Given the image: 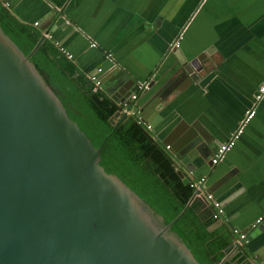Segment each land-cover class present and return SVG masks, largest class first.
I'll return each mask as SVG.
<instances>
[{"label": "crops", "instance_id": "crops-1", "mask_svg": "<svg viewBox=\"0 0 264 264\" xmlns=\"http://www.w3.org/2000/svg\"><path fill=\"white\" fill-rule=\"evenodd\" d=\"M9 2L20 21L33 26L39 22L41 26L35 27L43 35H53L87 77L101 69L103 79L120 67L140 85L157 75L161 81L170 78L174 82L179 56L189 61L201 58L200 79L173 87L166 101L155 108V126L150 133L163 147L168 134L179 127L173 146L193 139V154L198 158L195 168H186L188 158L178 169L190 179L205 176L206 190L221 202L228 222L214 220L210 230L227 224L242 234L248 231L244 246L232 254L244 250L246 264L254 262L259 249L264 255V100L234 148L219 164L211 162L217 147L228 141L254 104L264 80V0ZM176 43L180 51L172 46ZM153 92L139 96L137 90L136 102L145 104ZM123 105L118 104L121 115L125 113ZM129 117L137 120L138 114ZM199 214L211 220L213 209L199 203ZM260 227L259 236H250ZM234 237L233 244L240 240L236 234Z\"/></svg>", "mask_w": 264, "mask_h": 264}, {"label": "water", "instance_id": "water-1", "mask_svg": "<svg viewBox=\"0 0 264 264\" xmlns=\"http://www.w3.org/2000/svg\"><path fill=\"white\" fill-rule=\"evenodd\" d=\"M45 39L43 35L26 56L0 28V264H200L170 233L176 220L163 226L136 193L100 164L102 148L69 117L30 61ZM201 62L179 56L174 82L157 75L144 85L116 67L103 77L101 89L117 104H130L137 90L139 96L154 91L133 109L145 125L154 127L155 108L176 84L199 80ZM121 113L119 108L112 124L127 117ZM179 128L168 134L164 145L177 169L189 158L186 168L192 170L198 159L193 139L172 144ZM177 173L189 184L186 173ZM193 200L211 206L200 197ZM244 241L228 247L220 264ZM261 250L252 264H264Z\"/></svg>", "mask_w": 264, "mask_h": 264}, {"label": "trees", "instance_id": "trees-1", "mask_svg": "<svg viewBox=\"0 0 264 264\" xmlns=\"http://www.w3.org/2000/svg\"><path fill=\"white\" fill-rule=\"evenodd\" d=\"M0 28L26 56L43 36L41 30L20 21L1 1ZM30 61L59 97L69 117L96 147L102 148L100 164L104 169L136 193L163 226L176 220L170 233L191 250L200 264H220L226 257L225 250L234 242V231L227 224L210 230L214 219L201 218L199 202L192 201L194 189L184 184L166 147L133 117L112 124L118 104L102 89L95 91L94 83L79 72L53 40H43ZM246 256L243 250L224 264H246Z\"/></svg>", "mask_w": 264, "mask_h": 264}, {"label": "built area", "instance_id": "built-area-1", "mask_svg": "<svg viewBox=\"0 0 264 264\" xmlns=\"http://www.w3.org/2000/svg\"><path fill=\"white\" fill-rule=\"evenodd\" d=\"M3 5L7 8H10V2L6 1V0H0ZM66 23H69V21H66ZM34 26L39 27L41 26V24L39 22H35ZM46 38L53 40L55 42V44L57 46L60 47V50L63 51L70 59L73 58L72 54L69 53L58 41H56L53 37V35H51L50 33L46 34ZM93 47H95L96 45L93 44ZM173 47L176 46L178 47L179 44H173ZM99 74H102V70L98 69V71L96 72V74H90L88 76V78L94 83L95 88L94 90L97 91L98 89H101L102 86V78L100 77ZM138 99V95L137 94H133L131 97V103L130 104H125L124 103V110L125 113L129 116V115H133L135 114L133 112V109L135 107V102ZM264 100V80L262 81V83L259 85L258 91L255 93L254 96V104L252 105V107L248 108L244 114L243 119L241 120L239 127L237 128V130L235 132H233L230 136V138L228 139V141H226L225 143L220 144L217 149L215 150V153L212 157V165H217L219 164L225 157V155L234 148L236 142L239 140V138L241 137V135L243 134L246 126L254 119V117L256 116V108L258 106V104ZM136 108V107H135ZM138 123L144 125L148 131L152 130V127L150 125H145L139 118L137 119ZM167 149H169V146H167ZM190 187L194 189V197L197 198H201V199H205L207 201L210 202L211 207L213 209V214H212V218L214 220H219L222 222H228L227 217L225 216L224 210L222 208L221 202L216 199L214 197L213 194L209 193L206 190L205 184H206V177L205 176H200L198 178H192L190 179ZM261 223V219L257 221V224ZM257 225H255L256 227ZM234 234H236L240 240H245L246 235L242 234L239 230L234 229Z\"/></svg>", "mask_w": 264, "mask_h": 264}]
</instances>
